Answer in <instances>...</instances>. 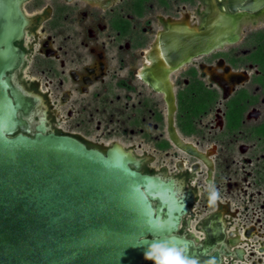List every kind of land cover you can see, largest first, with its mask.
Returning <instances> with one entry per match:
<instances>
[{
  "label": "flooded vegetation",
  "instance_id": "1",
  "mask_svg": "<svg viewBox=\"0 0 264 264\" xmlns=\"http://www.w3.org/2000/svg\"><path fill=\"white\" fill-rule=\"evenodd\" d=\"M15 1L22 54L5 77L23 105L22 129L68 135L103 152L120 144L140 172L170 181L177 199L193 193L170 235L192 250L205 236L234 240L242 258L257 262L264 252V6L242 20L238 41L167 71L159 36L171 24L200 28L212 7L243 11H232L229 0ZM228 252L226 244L216 249L221 261Z\"/></svg>",
  "mask_w": 264,
  "mask_h": 264
},
{
  "label": "water",
  "instance_id": "2",
  "mask_svg": "<svg viewBox=\"0 0 264 264\" xmlns=\"http://www.w3.org/2000/svg\"><path fill=\"white\" fill-rule=\"evenodd\" d=\"M228 6L243 12L212 7L200 28L171 24L160 34L167 71L238 41L242 20L264 0H229ZM22 23L18 3L0 0V264H152L143 258L149 244L183 241L170 234L193 193L177 199L170 181L140 172L138 159L116 142L103 152L68 135L40 130L29 136L19 114L23 105L5 77L22 54L15 41ZM177 144L208 162L190 145ZM188 244L199 264L210 258L264 264V252L257 262L246 260L234 240L205 236L196 249ZM225 244L229 252L221 261L216 249Z\"/></svg>",
  "mask_w": 264,
  "mask_h": 264
},
{
  "label": "clouds",
  "instance_id": "3",
  "mask_svg": "<svg viewBox=\"0 0 264 264\" xmlns=\"http://www.w3.org/2000/svg\"><path fill=\"white\" fill-rule=\"evenodd\" d=\"M220 199L219 192L213 187L209 196V203L215 205ZM187 241L164 239L149 244L143 250L145 261L152 264H199L198 258L191 256ZM206 264H217L215 258H210Z\"/></svg>",
  "mask_w": 264,
  "mask_h": 264
},
{
  "label": "rangeland",
  "instance_id": "4",
  "mask_svg": "<svg viewBox=\"0 0 264 264\" xmlns=\"http://www.w3.org/2000/svg\"><path fill=\"white\" fill-rule=\"evenodd\" d=\"M260 25H262L261 23L260 24H256V25H250L247 29H246V32H244V33H248L247 32V30L248 29H250L251 27H253V28H257V27H259ZM144 149V147L142 146L141 148H140V150H143ZM246 156V155H245ZM261 189H263V184H261L260 186H259ZM262 198H264V196L262 197Z\"/></svg>",
  "mask_w": 264,
  "mask_h": 264
},
{
  "label": "bare ground",
  "instance_id": "5",
  "mask_svg": "<svg viewBox=\"0 0 264 264\" xmlns=\"http://www.w3.org/2000/svg\"><path fill=\"white\" fill-rule=\"evenodd\" d=\"M263 15H264V14H263ZM257 16H258V15H257ZM260 18H261V17H260ZM245 19H246V18H245ZM246 20H247V19H246ZM251 21H253V20H251ZM254 21H255V20H254ZM256 21H257V19H256ZM242 22H243V21H242ZM243 23H244V22H243ZM243 23H242V24H243ZM246 23H247V22H246ZM255 23H256V22H255ZM249 24H250V23H249ZM246 25H247V24H246Z\"/></svg>",
  "mask_w": 264,
  "mask_h": 264
}]
</instances>
